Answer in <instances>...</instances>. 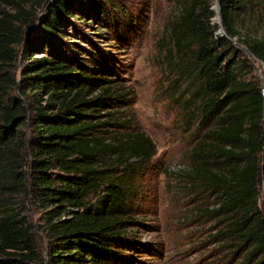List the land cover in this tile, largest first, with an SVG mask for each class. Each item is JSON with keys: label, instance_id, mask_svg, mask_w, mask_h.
<instances>
[{"label": "trees", "instance_id": "1", "mask_svg": "<svg viewBox=\"0 0 264 264\" xmlns=\"http://www.w3.org/2000/svg\"><path fill=\"white\" fill-rule=\"evenodd\" d=\"M110 1L0 0V264L124 259L114 248L133 219L138 164L151 162L155 144L127 109L112 111L121 85L52 50L72 18L111 26ZM175 2L164 53L170 96L184 128L204 131L183 174L216 194L205 212L223 224L243 264H264V81L247 79L253 65L235 45L264 67V38H243L235 25L264 0ZM21 44L28 61L19 79L12 70ZM21 196L41 212L46 258Z\"/></svg>", "mask_w": 264, "mask_h": 264}, {"label": "rangeland", "instance_id": "2", "mask_svg": "<svg viewBox=\"0 0 264 264\" xmlns=\"http://www.w3.org/2000/svg\"><path fill=\"white\" fill-rule=\"evenodd\" d=\"M109 3L114 17L111 26L89 16L80 22L72 18L63 28L64 40L55 41L52 50L75 60L76 68L80 64L84 70L121 85L123 97L112 104V111L127 109L156 147L150 163L138 164L143 166L142 174L129 200L133 219L127 224L124 242L114 248L124 259L114 264H243L242 254L233 252L231 242L220 233L223 224L214 214L205 212L215 205L216 194L183 174L190 168L191 151L204 131H195V124L184 128L179 103L170 96L171 79L165 70L164 53L179 5L175 0ZM263 10L264 4L254 5L235 17L241 37L264 38ZM41 15L39 10L36 17ZM34 26L30 25L28 32L35 30ZM235 45L253 65L247 79L264 81L263 65L245 54L238 43ZM22 46L12 70L19 79L28 61L21 53ZM44 48L49 53V48ZM42 55L34 54L33 59ZM16 200L23 203L27 218L35 225L40 251L46 258L40 210L31 199L21 196Z\"/></svg>", "mask_w": 264, "mask_h": 264}, {"label": "water", "instance_id": "3", "mask_svg": "<svg viewBox=\"0 0 264 264\" xmlns=\"http://www.w3.org/2000/svg\"><path fill=\"white\" fill-rule=\"evenodd\" d=\"M212 9L215 11V16L213 18V22L214 23H220L221 22V15H220V6L218 2H215ZM220 33L224 32V29L221 27L220 28ZM263 124H264V120H263Z\"/></svg>", "mask_w": 264, "mask_h": 264}]
</instances>
